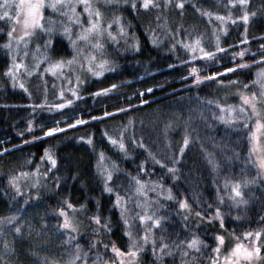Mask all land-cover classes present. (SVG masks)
I'll use <instances>...</instances> for the list:
<instances>
[{
	"label": "trees",
	"instance_id": "obj_1",
	"mask_svg": "<svg viewBox=\"0 0 264 264\" xmlns=\"http://www.w3.org/2000/svg\"><path fill=\"white\" fill-rule=\"evenodd\" d=\"M156 2L161 4L160 9L152 6L144 9L140 7V0H136L135 9L131 7V0L97 2L96 8L102 13L103 23L111 24V32H118L119 27L112 23L119 17L127 35H119L116 43L107 38L106 31V37L101 41L102 50L89 48L77 41L75 47L81 54L76 67H72L80 69L81 64H86L83 57L89 53H97L108 63L105 75L100 78L92 79L90 75L82 74V79H86L77 91L78 96L67 100L59 98L58 81L43 71V61L40 65L43 75L33 73L29 76L21 69L17 73V81L24 83L25 88H20L17 81L13 84L7 74L12 64V53L3 46L8 40L10 22L0 20V213L30 215L36 211V215L40 213L44 217V224H50L51 218L57 216L54 208L59 198H64L74 205L85 206V223L97 213L102 220L106 218L111 231L105 230L99 239L105 244L115 242L117 247L127 251L130 243L127 229L120 208L115 205V195L104 190L105 177L100 170L104 166L112 169L114 162L116 168L109 184L121 195L130 190L131 177L163 186L162 189L151 190L153 185L148 183L146 188L150 200L164 205L159 208V215L168 218L162 222L164 231L158 235H164L165 242L171 243L190 239L195 233L205 242L201 254L196 257L197 264H209L217 234L232 236L235 233L237 237H243L245 231L264 229V180L257 177L255 164L247 158L246 132L217 118L221 114L218 105L239 104V93L245 91L243 85L254 81L258 71L264 69V63H252L264 54L260 48L264 45V0H248L244 7L238 2L231 4L230 0H184L183 9L176 6V0L166 8L163 7L164 0ZM244 10L255 13L250 15L246 33L245 23L236 19ZM205 11L224 16L231 12L232 20L222 24L215 16L204 15ZM44 15L46 20L51 17L57 26L51 36L53 43L48 49L49 60H71L74 47L64 37L62 25L58 23L59 17L63 16L49 10ZM157 16L161 18L159 21ZM83 22L87 25L86 17H83ZM225 28L226 32L220 31ZM150 29L155 30V44ZM245 34L248 37L246 41ZM217 35L220 36L219 47L223 48L221 52L215 51ZM196 37H200L201 46L206 51L214 53L213 58H205L199 51L192 53L181 43H190ZM48 38V33H38L35 40L30 41L28 56L24 58L29 70L34 64L33 53L41 56L44 41ZM134 42L138 47H132ZM38 44L40 51H36ZM242 48L248 49L244 57L234 56ZM193 55L194 60L190 59ZM20 58H23L22 54L18 56ZM245 61L249 62L248 66L235 67ZM193 66L199 69L200 76L208 78L193 83L195 74L190 75ZM225 68L234 70L224 72ZM213 72L220 75L212 77ZM67 75L70 77L69 70ZM111 85L116 87L110 88ZM105 88L110 90L99 93ZM247 91H258V86L250 84ZM68 100L70 104L66 103ZM56 104L65 106L56 108ZM77 119L84 122L76 124ZM53 127H59L61 131L44 135ZM121 133L125 149L108 138L120 139ZM185 135L189 137V144L175 165L178 169L175 179L168 168L152 161L145 148L133 143V138L137 141L142 138L148 149L169 163ZM89 137L91 143L88 142ZM46 150L55 158V166L45 156ZM210 160L218 162L219 166L214 167ZM142 162L144 172L140 170ZM36 171L47 173L52 193L41 196L35 201V207L13 201L12 191L8 188L11 178ZM253 177H257V182L242 187L248 203H232L230 188H226L225 183ZM169 188L173 198L168 196ZM185 197L191 205L190 212L179 209L177 201ZM215 207L221 209L223 228L218 218L208 220L195 215L203 211L205 217L214 216ZM128 208L131 213L140 211L131 202ZM181 213L187 216L186 221ZM36 222L35 232L27 237L5 234V239L0 242V254L7 255L9 264H40V260L44 261L46 247L55 249L58 242L55 232L42 229L38 219ZM185 223L187 229L183 227ZM6 227L9 226H5L2 233L6 232ZM132 231L134 235L141 234L142 224L134 221ZM91 236L93 239L97 237ZM79 241L90 242V239ZM261 241H264V233ZM5 242L15 248L14 253H6ZM109 250L101 249L108 259L112 255ZM261 251L264 257V247ZM139 264H160L150 243L139 254ZM163 264H181L180 252L164 257Z\"/></svg>",
	"mask_w": 264,
	"mask_h": 264
},
{
	"label": "snow or ice",
	"instance_id": "obj_2",
	"mask_svg": "<svg viewBox=\"0 0 264 264\" xmlns=\"http://www.w3.org/2000/svg\"><path fill=\"white\" fill-rule=\"evenodd\" d=\"M172 0H164L163 7H168L171 4ZM239 3L242 7L248 4V0H230V3L235 5ZM83 4V11L87 13L88 23L84 24L83 20L80 18L81 13L77 11V5ZM150 6L157 9L161 8V4L157 3L156 0H140V7L148 9ZM176 6L180 9H183L184 0H176ZM50 8L56 12L61 13V15L66 16L69 23L62 26V31L65 35L69 37L71 43L75 47L77 41L85 43L89 48L92 49H103V44L101 41L105 38V32L107 31V38L113 42L118 43L117 37L119 35H127L126 29L122 23H119L120 18L117 17V23H119V29L117 33L111 32V24H105L102 20V13L99 8H93L90 0H0V20H8L10 22L9 30L7 31V42L3 45L5 48L11 51V66L7 69V74L11 76L13 84L16 83L18 76L17 73L21 69L31 76L33 73L43 75L40 72V65L43 61L45 67L44 72H52L53 75L56 74L57 69H63L65 67H70L75 62V57L72 60L65 61L63 59L50 61L48 56V49L52 46L51 36L54 32L52 27H45L43 23L44 9ZM131 7L136 8V0H131ZM208 17L215 16V18L220 21L222 24L228 20H232V13L229 12L227 16L205 11L203 13ZM250 15H255V13H249L247 10L243 11V14L236 17V19L242 20L245 23V33L247 32V22L249 21ZM159 21L161 18L156 17ZM235 22L234 20L232 21ZM76 24L80 31L76 33V38L72 39V24ZM20 26V34L14 35L17 31V26ZM36 29H40L49 34V38L44 41V52L41 56L37 57L33 53L34 64L29 70V67L25 64L24 58L28 56V45L30 43L31 37L34 35ZM153 32L152 42L155 44L157 42L155 38V30L150 29ZM215 31V29H214ZM220 31L226 32L227 29H220ZM135 39V38H133ZM248 39L245 34L244 41ZM217 47L215 48L216 52L223 51V48L219 47L220 36H216ZM240 41V43H244ZM183 46L187 49H190L192 53H199L205 58H213L214 53L211 51H206L201 46L200 37L190 43H184L181 41ZM133 48L138 47V43L132 44ZM261 50L264 51V45L260 46ZM41 46L36 45V51H40ZM248 49L242 48L238 53H234V56L244 57ZM22 54L23 58L18 59V56ZM85 63L87 64L88 70L92 71V62L95 60V55L90 54L83 57ZM190 59H195L193 55ZM107 60H102L100 66L103 67L104 64H107ZM252 63H264V54L259 55L258 61ZM249 62L245 61L240 65H235V67H246ZM85 64H81L80 67H84ZM171 67V66H170ZM233 68H225L224 72H231ZM62 74V73H61ZM95 75H101L99 71L94 72ZM195 74V79L193 83H198L203 79L208 77H202L199 75V69L195 66L191 68L190 75ZM220 73H211L212 77L218 76ZM77 82L79 83V77H77ZM223 83V82H222ZM234 83V82H230ZM258 86L257 91L248 92L247 89L249 85ZM20 88H25L24 83L19 84ZM116 85H111L110 88H115ZM244 92L239 93L240 103L237 105H225L219 104L218 108L220 111L219 120L224 121L226 124L232 125L233 127L239 126L241 129H244L247 136V143L249 145L247 158L251 159V162L256 165L257 168V177L264 174V147H261V140L264 139V70L259 71L256 74V79L250 81L249 84H244ZM110 89H100L99 93H107ZM27 91V89H25ZM151 91V89H148ZM97 93V94H99ZM61 96L63 92L61 91ZM30 95V94H29ZM66 103L70 104L71 101L68 100ZM144 103V101H141ZM209 103H213L209 101ZM56 108H63L64 104H56ZM131 107V105H129ZM120 111V109H117ZM108 115V113H104ZM92 119H95L92 117ZM81 119L75 121L76 124L83 123ZM71 127L72 125H66ZM29 127H31V121L29 122ZM61 131L59 127H53L47 129L44 135H48L54 132ZM107 135V133H105ZM113 144H117L121 149H125L126 146L123 143V133L120 134V139H115L111 136L108 137ZM80 139H84L81 137ZM88 142L91 143V138L89 137ZM133 143H138L140 147L145 148L148 151V155L151 157L152 161L160 164L163 167L168 168V171L173 174L175 179V173L178 169L175 167L178 159L182 156L185 151V148L189 144V137L185 135L183 138L181 146L177 151L172 153L169 163H165L164 159L158 157L156 153H153L150 149L147 148V145L143 144L142 138L137 141L133 138ZM45 156L51 164L55 166V158L46 150ZM43 159V157L41 158ZM101 161L104 160V155H100ZM213 163L214 167H218V162L210 160ZM144 162L141 163V172H144L143 167ZM169 164L171 166H169ZM116 168V165L113 162V168L109 169L107 166L102 167L100 170L104 174V190L108 193H113L115 195V205L120 208V215L123 220L127 231L126 235L130 239L127 251L116 246L115 242L109 241L105 244L102 240L99 239V236L92 241L89 246V252L94 255L95 259L91 260V264H136L138 261L139 254L143 251L146 245L151 244V250L153 255L160 264H163L164 257L171 256L175 251L180 252L181 264H197V255L201 254V248L205 245V242L200 239L195 233L191 234L190 239H182L177 241H171V243L165 242L164 235H158V232H163V223L167 221V217L159 215V208L164 207V205H158L157 201L150 200L148 197L147 184L151 183L153 189L157 188L162 189V185H157L156 182L141 180L138 177H131V187L130 190L125 191L124 195H121L119 191H116L109 182L113 180V169ZM22 175H27V173H22ZM46 176L47 173H44ZM257 177L246 178L243 181H227L225 183L226 188H230V199L235 205L247 204L248 201L245 199L244 192L242 191L243 186L257 182ZM11 182L15 185L17 195L20 194V185L16 184V177L11 178ZM169 198L172 197L171 189H167ZM163 195V191L160 192ZM38 195V194H37ZM136 197L135 200L132 198ZM143 197V199H140ZM27 198L24 200V203H28ZM220 200H223V197H219ZM133 203L140 211L131 213L129 211V203ZM179 209L184 210V212L191 211V205L188 203L187 198L179 199L177 201ZM83 209L85 206L83 204L77 206L72 204L70 201L66 202V207L59 208V215L63 218L62 222H57V229L60 231V234L65 236V247H70L74 245V251L68 254V259L66 264H89V253L83 252L81 244L77 241V236L79 233L77 222L73 217L69 215V210L75 211L77 208ZM211 207V206H210ZM18 213H14L9 217H0V233L5 231V226H10L14 228L16 234L22 232V221L17 220ZM182 218L186 221L187 216L181 213ZM196 216L201 219L212 220L214 218L219 219V223L223 228L224 221L221 209L219 207L214 208V216L210 215L205 217L203 211H198L195 213ZM89 219L94 222L98 228H103L106 231H111L108 227L107 219L101 218L97 213L89 217ZM139 222L142 224V232L139 235H134L132 231L133 222ZM187 229V223L183 226ZM98 232V229H97ZM262 233L264 229L254 230V231H245L243 232V237L253 238L250 240V245H246L240 237H237L235 233H232L233 238L237 241L233 246L221 256V246L224 244L225 236L217 234L215 236V247L211 249L213 255L208 258L209 264H255L256 261L261 259V249L264 247V241H261ZM101 248L104 250L110 251L114 254V259H108L104 251H101ZM4 249L6 253L15 252V248L10 246L7 242L4 243ZM0 264H9L6 254H0ZM45 264H56V262H50L47 259Z\"/></svg>",
	"mask_w": 264,
	"mask_h": 264
},
{
	"label": "rangeland",
	"instance_id": "obj_3",
	"mask_svg": "<svg viewBox=\"0 0 264 264\" xmlns=\"http://www.w3.org/2000/svg\"><path fill=\"white\" fill-rule=\"evenodd\" d=\"M100 1L105 2L107 0H90V3H91L93 8H96L97 2H100ZM79 8H81V9L79 10ZM46 10H49L51 13L56 12L55 10L46 7L43 10L44 14L46 13ZM78 10H79V13L82 14L80 18H82V20H83V17H86L87 23H88L87 13H85L83 11V4L82 3L77 5V11ZM44 17H45V15H44ZM59 19L60 20H58V23L61 24L62 26L67 25L69 23L66 16H63V18L59 17ZM51 21H53V20L50 17L49 20L44 19L43 23L45 24V27H52L53 29H55L57 26H56L54 21L52 23H51ZM119 23L113 22L112 24H115V26L117 25L119 27ZM61 25H58V26H61ZM71 27H72V39H75L76 33L80 31V28L74 23L71 25ZM38 33H46V32H44L40 29H36L34 32V35L31 37L30 41H32L35 38L36 34H38ZM19 34H20V26L18 25L17 31L14 33V35H19ZM64 37L67 40H70L69 37L65 34H64ZM105 37H106V35H105ZM72 46H73V44H72ZM74 50H75L74 57L76 60H78L77 62L76 61L74 62L75 64L73 63L70 67H65L62 70L57 69L55 75H53L52 72H48L49 75H52L53 78H56L55 80L58 81L56 83V86L60 92L61 91L63 92L62 96H61V94H59V98L62 100H67L70 97L76 98L78 96L77 91L79 90L80 86L84 83V81L86 79V78L82 79V77H81L82 74L90 75L89 78H92V79L95 77L100 78L103 75H105L104 72H105L106 67H107V64H104L103 67L100 66V62L102 61V59H101V57L97 56V53L96 54L93 53L95 55V60L92 62V67H93L92 71L86 69V68H88L87 64H85V68L80 67V69H76V68L72 67L73 65L76 67L77 63L79 62V54H81V53H79V50L77 51L76 47H74ZM90 54H92V53H89L88 55H90ZM24 61H25V63H27L25 59H24ZM68 70L70 72V77H68L69 75H67ZM262 70H264V69H262ZM95 71H99L102 74L101 75H95L94 74ZM71 72H72V74H71ZM60 73H62V74H60ZM77 77H79V83L77 82ZM17 84L19 86L20 82L17 81ZM257 93H258V91H257ZM67 96H69V97H67ZM261 147H264V139L261 140ZM14 177H16V184L20 185V194L17 195L15 185L11 182V180L8 183L9 184L8 188L12 191L11 197H12V200L15 202H21L24 205H29V206L35 207V204H36L35 201H37L41 196L52 193V190H51L52 183L47 180V176H45L44 174H40L39 171L27 173V175H22V173H21L17 176H14ZM260 177L264 180V174L260 175ZM55 193H56V191H55ZM29 197H31V198L28 199V203L25 204L24 200L29 198ZM58 201L59 202H57V204H56L57 207L54 208L55 209L54 213H55V215L59 216L60 218L57 216L54 219L51 218V222H49L50 224H47V223L44 224L45 223L44 217L40 213H39L40 216L36 215L35 210H30L31 212L35 211V212H32V214H30V215H28V213L23 215L20 212H11L9 214L0 213V217H9L14 213H18L17 220L22 221V232L19 235H21L22 237H27L31 233L35 232V223H37L36 219L39 220L38 223L41 224L42 229L46 230L48 228V229H51L55 232V235H56L55 237L57 238V241H58L57 244L54 246L55 249L50 248V246L46 247V249H45L46 253H45L44 261L40 260L41 261L40 264H45L46 259L50 262H56V264H66V261L68 259V254L72 253L74 251V245L70 246V247L64 246L65 242H66L65 236L60 234V231H63V230L58 231V229H57V222L58 221L62 222V220H63V218L59 215L58 210L60 207H66V202L68 200L64 199V198L63 199L59 198ZM37 209H38V207L36 208V210ZM83 211H84V209H81L78 207L75 211L69 210V215L71 217H73L74 220L77 222L78 229H79L77 241L81 244L83 252L89 253V264H91V260L95 259L94 255H92V253L89 252V246L91 244V240H94L91 235H96V236L98 235L99 237H101V236H103V232H105V229L98 228V226L94 222H92L90 219L89 220L91 222L87 221L85 223V221L83 219V218H85ZM91 223H92V226H90ZM6 229L7 230L5 233H0V242H2L5 239L4 238L5 234L15 233L14 228H12L10 226L6 227ZM97 229H98V232H97ZM84 235L86 236V238H83ZM88 236H91V237L87 238ZM224 236H225V241H224V244L221 246V256H223L225 253H227V251L233 246V244L237 242L233 238V236H231V235H224ZM240 238L246 245L251 246L249 242L253 238H246V237H240ZM79 239L80 240L90 239V242L89 241L88 242H82V241H79ZM114 258H115L114 254H112L109 259H114ZM136 264H139V257H138V261L136 262ZM255 264H264V257L262 255V251H261V259L256 261Z\"/></svg>",
	"mask_w": 264,
	"mask_h": 264
}]
</instances>
